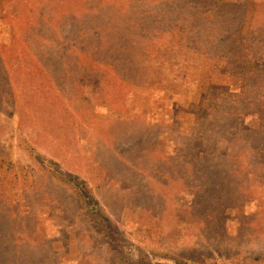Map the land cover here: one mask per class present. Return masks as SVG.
Masks as SVG:
<instances>
[{
  "label": "rangeland",
  "instance_id": "374dc122",
  "mask_svg": "<svg viewBox=\"0 0 264 264\" xmlns=\"http://www.w3.org/2000/svg\"><path fill=\"white\" fill-rule=\"evenodd\" d=\"M1 46L0 264H109L90 208L136 261H264V0H0Z\"/></svg>",
  "mask_w": 264,
  "mask_h": 264
},
{
  "label": "trees",
  "instance_id": "16d2710c",
  "mask_svg": "<svg viewBox=\"0 0 264 264\" xmlns=\"http://www.w3.org/2000/svg\"><path fill=\"white\" fill-rule=\"evenodd\" d=\"M222 2L223 1H221V3ZM213 5H216V7H218L220 5V3H215ZM221 7H223V6H221ZM212 14H213V16H212ZM222 15L223 14H221V16ZM204 17H205V20L207 21V23L213 29L215 27L216 22H217L216 18H218L217 10L213 13L211 12V9L207 10ZM214 17H215V19H214ZM197 18H200V16H198ZM114 38H116V36L113 35V38L111 39V41H113L115 45L120 46L121 44H125V45H123V47L111 48V49H113V51H112L113 58H112V60H109V63L107 64V68H113L114 69L116 67L115 69H117L118 66H117V63L115 62V59H118V61H121L123 59V58L120 59V56H119L120 53H122L121 52L122 50L135 49V51H137V50H140V48H138V46L135 45L136 43H134V44L130 43L129 39H127L124 42L123 41L120 42V41H118L119 38H117L115 40H114ZM101 41L102 40H99V42L96 45V48L93 49L92 53H94V51H96L94 54L103 55L102 53L106 52V48L104 50L102 48V42ZM143 43H145V42H140L139 47H141L142 45H146ZM0 48L5 53H12V52L15 53L16 51L19 50V49L16 50L13 48H9L7 46H1ZM119 48H121V49H119ZM145 48H146V46H145ZM145 48H141V50H144ZM20 53H25V51L19 52L17 54H20ZM27 54L30 57H32V53L29 52V50H27ZM124 59H126V58H124ZM122 62L126 63L127 67L130 70L132 68H135L134 64H136V63H132L130 61H122ZM43 64L45 66L46 62L44 61ZM91 65L94 67V63H92ZM98 68L101 69V66H99ZM11 70H12V65H11ZM257 72L259 74H263L264 69L258 67ZM257 72L255 71L256 74H257ZM7 74L11 75V77H14V74L23 75L25 73L23 71L22 65L20 64L18 70H12L10 72H7ZM104 74H106V73H104ZM140 75H144V73H142ZM4 76L9 78L6 74H4ZM139 77L143 78V76H139ZM0 86H1V84H0ZM4 97H5L4 91L1 89L0 90V103L3 102ZM74 193L77 195V197L83 203H85L87 201V197L83 194V192H80L78 189H76V190H74ZM87 215L89 216V218H91V221L94 224L95 228L106 239V241H105L106 245L108 247V250L111 253V260H110L109 264H155L153 262H142V261L140 262V261H136V260H133V259H130L129 257H127V245L129 244L128 237H126L125 232L121 228H119L114 222H112V220L107 215V213H105V211H101V210L97 211L95 209L90 208V209H87ZM191 252H193V251H186V252H182V254L179 253L175 256L169 257L172 260L171 263H169V264H207V261H203L201 254L193 255V254H191ZM223 256H224V254L221 253L220 256H215V258L217 260H220L223 258ZM239 256L240 255L235 254V253H227V260L233 261L235 259L236 260L235 264H241V263L242 264H264V261H262V257H259V256H257V257H250V256L248 257L245 255L240 256V257ZM188 259H190L192 262H189ZM242 261H245V263H243ZM159 264H164V263H159Z\"/></svg>",
  "mask_w": 264,
  "mask_h": 264
}]
</instances>
